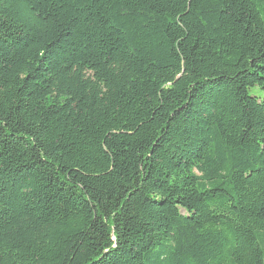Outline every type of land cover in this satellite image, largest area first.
<instances>
[{
  "label": "trees",
  "instance_id": "obj_1",
  "mask_svg": "<svg viewBox=\"0 0 264 264\" xmlns=\"http://www.w3.org/2000/svg\"><path fill=\"white\" fill-rule=\"evenodd\" d=\"M264 0H0V264H264Z\"/></svg>",
  "mask_w": 264,
  "mask_h": 264
},
{
  "label": "rangeland",
  "instance_id": "obj_2",
  "mask_svg": "<svg viewBox=\"0 0 264 264\" xmlns=\"http://www.w3.org/2000/svg\"><path fill=\"white\" fill-rule=\"evenodd\" d=\"M249 93L251 94V95H257V96H259V97H264V93L262 92V91H260V90H258V89H256V90H250L249 91Z\"/></svg>",
  "mask_w": 264,
  "mask_h": 264
}]
</instances>
